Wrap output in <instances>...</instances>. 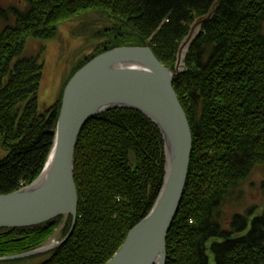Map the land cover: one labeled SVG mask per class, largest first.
Instances as JSON below:
<instances>
[{"label":"trees","instance_id":"obj_1","mask_svg":"<svg viewBox=\"0 0 264 264\" xmlns=\"http://www.w3.org/2000/svg\"><path fill=\"white\" fill-rule=\"evenodd\" d=\"M0 9V195L41 175L53 149L64 90L91 60L112 49L149 46L165 67L195 19L218 0H23ZM190 50L187 72L173 86L193 135L192 163L177 218L167 238V264H264V209L234 212L243 188L264 165V0H221ZM109 15L103 42L80 56L54 104L41 110L44 65L26 55L29 39H57L61 25L93 12ZM86 55V56H85ZM76 151L80 199L75 232L55 251L0 264H108L159 198L164 143L151 120L114 110L89 121ZM71 217L32 228L0 230V259L41 248Z\"/></svg>","mask_w":264,"mask_h":264},{"label":"water","instance_id":"obj_2","mask_svg":"<svg viewBox=\"0 0 264 264\" xmlns=\"http://www.w3.org/2000/svg\"><path fill=\"white\" fill-rule=\"evenodd\" d=\"M218 0L195 19L178 49L176 67H165L149 46L112 49L82 67L69 81L62 99L56 138L41 175L18 192L0 195V230L43 226L71 217L69 234L55 246L0 262L19 261L55 251L75 232L80 203L74 177L76 151L83 129L93 118L118 110L137 111L151 120L164 143V180L153 209L130 231L108 264H167V236L177 218L187 187L193 154V135L186 112L173 86L187 72L190 50L213 21Z\"/></svg>","mask_w":264,"mask_h":264},{"label":"rangeland","instance_id":"obj_3","mask_svg":"<svg viewBox=\"0 0 264 264\" xmlns=\"http://www.w3.org/2000/svg\"><path fill=\"white\" fill-rule=\"evenodd\" d=\"M27 6L23 0H0V9L10 12L13 8L23 10ZM10 20L5 22L0 18V32L6 25H13L14 19L9 13ZM112 20L109 15L99 12L89 13L74 20H68L61 25L60 33L55 40L29 39L26 44V55L29 57L40 56L44 65L43 85L41 88L40 103L41 110L47 109L55 103L60 93V88L68 76L69 70L77 59L85 53H90L104 41L98 35L104 29L110 28ZM86 56V55H85ZM6 153L0 147V159ZM244 199L236 208L228 207L226 213L228 219L234 212H243L250 206L259 207L258 214L264 209V165L252 178V182L243 188ZM63 227L56 230L55 234L45 245L60 243L63 239ZM211 262L215 264L210 252Z\"/></svg>","mask_w":264,"mask_h":264}]
</instances>
